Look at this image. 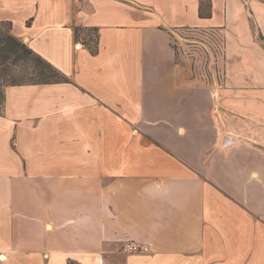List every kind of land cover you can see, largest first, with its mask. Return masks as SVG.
<instances>
[{
  "label": "crops",
  "instance_id": "0c3cea01",
  "mask_svg": "<svg viewBox=\"0 0 264 264\" xmlns=\"http://www.w3.org/2000/svg\"><path fill=\"white\" fill-rule=\"evenodd\" d=\"M201 1L0 0L68 77L4 87L0 264H264V0ZM183 28L222 33L216 93Z\"/></svg>",
  "mask_w": 264,
  "mask_h": 264
},
{
  "label": "rangeland",
  "instance_id": "374dc122",
  "mask_svg": "<svg viewBox=\"0 0 264 264\" xmlns=\"http://www.w3.org/2000/svg\"><path fill=\"white\" fill-rule=\"evenodd\" d=\"M2 31V29H0ZM206 31L205 29L198 28H183L175 30L172 34V44L176 47V52L180 50L185 51V53L194 62H200L204 65L207 62L208 52L205 50L204 46L200 43L202 34L200 32ZM209 31V30H207ZM215 31V36L221 34L218 30ZM91 41H96V32L91 30L90 32ZM92 45V44H91ZM181 48L180 50L178 49ZM7 55V54H6ZM5 62L4 73L2 74V80L4 83H20L29 81L33 78L34 71L36 68V61L33 54L27 53L25 50L18 49L16 53L8 55ZM72 262V261H71ZM73 264H77L73 262Z\"/></svg>",
  "mask_w": 264,
  "mask_h": 264
},
{
  "label": "trees",
  "instance_id": "16d2710c",
  "mask_svg": "<svg viewBox=\"0 0 264 264\" xmlns=\"http://www.w3.org/2000/svg\"><path fill=\"white\" fill-rule=\"evenodd\" d=\"M210 2L202 0L199 4V15L201 17L210 16ZM0 111L4 104V87L9 85L4 83L1 77L5 69V60L8 55H12L17 52L18 49L25 50L27 53L33 54L36 61V68L34 71V77L29 81L20 83H50V82H61L68 81V77L53 66L50 62L46 61L40 55L33 52L25 43L21 42L17 37L11 33V26L7 22H0ZM97 39V37H96ZM97 42L94 41L90 45L92 52L96 51ZM7 54V55H6ZM2 78V79H1ZM20 83H10V84H20ZM73 264V262H69Z\"/></svg>",
  "mask_w": 264,
  "mask_h": 264
},
{
  "label": "built area",
  "instance_id": "2783aa9c",
  "mask_svg": "<svg viewBox=\"0 0 264 264\" xmlns=\"http://www.w3.org/2000/svg\"><path fill=\"white\" fill-rule=\"evenodd\" d=\"M207 30L200 32L202 34L200 43L208 52V60L204 68L212 82V90L216 93L223 81L224 42L222 33H217L219 37H216L215 31H213L215 29ZM122 250L129 253H137L140 251V245L133 241H127L122 246Z\"/></svg>",
  "mask_w": 264,
  "mask_h": 264
}]
</instances>
